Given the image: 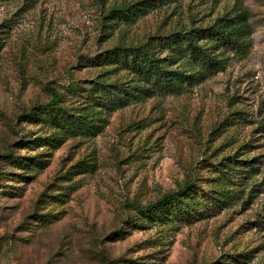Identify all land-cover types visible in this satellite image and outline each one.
<instances>
[{
    "label": "rangeland",
    "instance_id": "obj_1",
    "mask_svg": "<svg viewBox=\"0 0 264 264\" xmlns=\"http://www.w3.org/2000/svg\"><path fill=\"white\" fill-rule=\"evenodd\" d=\"M138 1L0 0V264H264V0H152L136 22L109 17ZM241 8L247 57L230 53L180 94L119 107L87 97L133 78L90 57ZM49 87L58 119L28 117ZM72 114L93 131L69 129ZM189 186L228 201L192 199L201 212L165 222L135 208Z\"/></svg>",
    "mask_w": 264,
    "mask_h": 264
},
{
    "label": "trees",
    "instance_id": "obj_2",
    "mask_svg": "<svg viewBox=\"0 0 264 264\" xmlns=\"http://www.w3.org/2000/svg\"><path fill=\"white\" fill-rule=\"evenodd\" d=\"M151 1L140 0L114 9L109 17L127 23L136 22L141 15L149 11ZM252 33L250 12L241 8L218 16L208 25L183 28L157 36L156 41L150 40L139 45L117 44L103 53L90 57V65H106L126 70L133 74L130 80L132 84L122 79L100 81L97 84L98 91H90L87 97L100 107H119L141 96L180 94L186 85L199 84L214 73L224 70L231 59L230 53L239 59L247 57L253 46ZM49 90L53 94L51 102L36 106L28 117L34 118L36 114L45 113L53 119H58L55 111L62 108L60 106L62 94L52 87H49ZM93 114L94 117L101 116L98 109L94 110ZM90 117L89 114L85 116L86 121L85 118L80 120L78 114H72L65 118V122L73 131H93L92 127L95 125ZM251 167L254 169L255 165ZM192 190V186H189L185 191L167 194L155 203L136 205L135 208L144 216L154 215L156 219L165 222L178 216L189 218L191 210L201 212L200 208L191 204L192 199L198 203L204 200L207 205L215 202L225 204L228 201L226 192H221L220 196H213L210 202L198 196L194 198ZM209 208L212 209L210 206ZM202 215L205 214L202 212ZM117 232L122 235L121 231Z\"/></svg>",
    "mask_w": 264,
    "mask_h": 264
}]
</instances>
